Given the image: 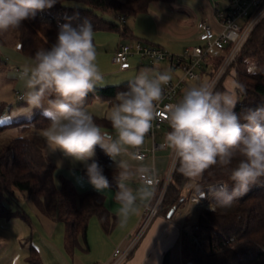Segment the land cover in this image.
<instances>
[{"label": "clouds", "instance_id": "obj_1", "mask_svg": "<svg viewBox=\"0 0 264 264\" xmlns=\"http://www.w3.org/2000/svg\"><path fill=\"white\" fill-rule=\"evenodd\" d=\"M56 3L57 0H0V34L19 30L23 21ZM97 56L91 22L85 20L76 27L61 24L56 42L50 49H38L20 74L25 89L22 98L28 105L29 117L38 109L48 121L42 136L51 151L59 150L83 165L96 191L109 188L102 166L94 159L97 146L117 161V215L125 223L137 211L138 201L152 198L155 170L141 165L133 171L128 160L118 157L138 158L135 150L144 144L160 116L159 104L164 99L165 86L172 80L171 69L160 72L144 68L130 79L127 91L116 94L107 113L111 124L108 132L84 106L89 93L95 92L103 80ZM249 71L255 75L261 70ZM240 95H246V87L238 81L225 91L202 83L186 89L179 101L168 105L170 131L162 147L172 154L176 170L197 182L207 170L218 167L231 181V187L218 183L209 185L206 191L196 183L200 198L215 201L210 205L212 211L216 206L230 208L251 185L264 180V104L237 114ZM133 177L139 178L141 187H129L127 181Z\"/></svg>", "mask_w": 264, "mask_h": 264}, {"label": "trees", "instance_id": "obj_2", "mask_svg": "<svg viewBox=\"0 0 264 264\" xmlns=\"http://www.w3.org/2000/svg\"><path fill=\"white\" fill-rule=\"evenodd\" d=\"M69 1L77 4H70ZM157 1L172 3L174 0H57L52 8L37 12L34 18L23 21L21 28L12 32L21 45L20 50L29 57H33L38 49H50L57 40L59 26L64 23L76 27L88 20L94 32L115 30L122 38L133 40L137 36L127 22H114L105 13H114L116 16L137 15L147 12L149 5ZM3 42L0 34V44ZM231 47L228 44L218 54L211 55L200 67L201 74L208 75L213 82ZM251 63L257 65V70H261L258 74L253 75L248 70ZM2 64L0 57V66ZM229 76L246 87V95L239 96L235 108L237 114L264 104V17L214 88L219 91L229 89L226 82ZM127 89L128 82L97 86L95 92L87 96L84 106L97 97L107 99L112 104L116 94ZM95 120L97 124L111 126L107 119L95 117ZM21 123L23 127L33 126L38 129L48 125L41 113H37L31 119L1 124L0 130ZM96 151L109 187L117 191V170L108 166L110 157L102 149L97 146ZM190 181L175 166L159 215L167 214L169 208L183 205V189ZM219 182L231 187L228 176L218 167H213L196 183L205 187ZM18 192L34 203L43 214L65 224L70 239L69 248L72 250L80 246V236L87 242L88 228L93 217L98 218L104 229L110 227L112 214L106 206L105 195L95 190L79 192L69 178H63L58 185L56 165L40 144L25 137H16L0 148V217H22L30 222V216L24 208L16 205L14 210L10 207L16 202ZM211 202L215 203L213 200ZM192 234L198 236L201 247L193 241ZM26 260L28 264H44L35 245L30 246ZM181 261H192L195 264H264V180L251 185L249 191L235 200L230 208L216 206L215 211L201 209L191 228L183 230L175 243L164 252L162 264H180Z\"/></svg>", "mask_w": 264, "mask_h": 264}, {"label": "rangeland", "instance_id": "obj_3", "mask_svg": "<svg viewBox=\"0 0 264 264\" xmlns=\"http://www.w3.org/2000/svg\"><path fill=\"white\" fill-rule=\"evenodd\" d=\"M214 1L219 2V8L222 10L229 5V0ZM69 3L77 4L75 1H69ZM209 5L210 4L208 3V0H174L172 3L152 2L149 5L148 14H137L138 16L128 15L127 24L135 31L136 29L140 30L145 21H143V23L139 21V26L137 25L136 27V20H139L142 15H148L147 17L154 19V23L157 24L159 30L162 28H170L172 29V33L179 34L180 32L186 31L190 27L194 26L198 20L204 18L205 12L209 9ZM105 16L114 22L117 19V16L114 13H105ZM141 32L145 33L144 31ZM156 32L160 34L162 31L157 30ZM1 35L4 42L0 44V57L3 62V64L0 66V125L4 123L21 121L23 119H31L37 113H41L40 110L34 109L31 116L29 117L26 111L28 108L26 101L18 100L16 96L17 91L25 93L23 82L19 79V76L22 73V70H24L25 67H28L30 64V61H27L26 58L31 57L25 55L20 50V44L18 43V40L12 31L3 33ZM153 36L156 37L161 35ZM162 40L166 41L167 39L163 37ZM120 42L132 41L122 38L121 34L115 30H98L94 32V44L98 52L97 64L103 75V80L97 85L99 87L127 83L130 79L134 78V76L138 74L141 69L144 68H150L156 71V67H154L155 64L148 61V59L140 58V56L137 54L132 55L130 58L133 66L128 70H121L119 65L113 61L114 52ZM184 51L182 53H184ZM140 61H142V63H140ZM157 63L165 66L162 67L164 68V71L171 69L173 80H176L178 76H182L184 74V71L181 68L172 69L168 60H165L164 62L159 61ZM257 68V65L254 63H251L248 66V70L252 69L253 71H256ZM195 72L197 73L196 78L185 79L182 91L175 99L176 102L181 99L184 91L190 87L197 86L202 83L213 85L214 81L211 82L212 80L208 75L201 74V68L197 67ZM231 75H233V73ZM233 81H235L234 77L229 76L228 80L226 81L229 89L232 87ZM110 107L111 105L109 104V101L100 97L95 98V100L89 102L88 105L85 106L89 112H93H91L92 114H96L94 110L97 109L100 112L99 116L102 119H107V113L109 112ZM21 124L0 130V148L8 144L16 137L33 139L44 148L51 161L56 165L57 176L59 178H68L70 176L72 177V179H70L73 181L78 191L85 190L87 188L86 184L90 183L88 182L87 176L85 175L83 165L74 163L70 158L65 157L59 150L52 152L46 140L42 136L43 129H38L33 126L23 127L24 124ZM98 125L101 126L102 130L111 132V126L101 124ZM195 185L196 182L190 181L184 187L183 194L185 201L183 205L179 207L177 214L172 218L179 224L184 225V230H189L191 225L196 222L201 209H210V205L213 204L211 202V198L199 199V197H196L199 193L197 190H195V192H197L195 195L196 198L193 197L191 202L190 196L194 193V188L196 187ZM201 189H203V187H201ZM19 193L20 192L17 194ZM24 206L28 208L26 204H24ZM115 214L117 215V213ZM136 214L137 213L135 212V214L131 215L125 223H121L120 217L117 215V226L110 234L103 229L98 218L93 217L88 228V244H83L84 250L82 251V256L80 255L81 257L77 264H104L102 258L107 256L112 247L114 250L117 247L123 249L121 245L117 246L115 243L119 237L122 236L124 232H126L130 225L131 219L134 216H137ZM18 221L20 220H16V222L12 221V223H14L16 227L20 228L22 227V224ZM35 223H37V221H35ZM53 226L56 228L55 240L62 244L64 249H66V246L69 248L70 239L66 234L65 224L63 222H54ZM43 231L44 230L41 231V234ZM87 245L89 250L87 249ZM23 246H26V244ZM191 262L192 261H181L180 264H190Z\"/></svg>", "mask_w": 264, "mask_h": 264}, {"label": "crops", "instance_id": "obj_4", "mask_svg": "<svg viewBox=\"0 0 264 264\" xmlns=\"http://www.w3.org/2000/svg\"><path fill=\"white\" fill-rule=\"evenodd\" d=\"M208 3L210 4L209 9L208 11L205 12V17L202 18L201 20H206L211 24V26L216 31H219L221 27L220 24L215 19V15H214L215 8L219 7V2L214 0L212 1L208 0ZM148 12L149 9L147 12H143L139 14H148ZM147 16L148 15H142L139 20L138 19L136 20L135 22L136 27L137 25L139 26L138 24L139 21L141 23L145 21V23L144 25L141 26L140 30L138 29H136V31L133 30L135 35L137 36L136 37L137 39H133L131 41L139 40L142 41L143 43H147V44L150 43L152 45H157L162 47L166 52L175 55H177V53H182L185 49L192 47L193 45L204 43V41L200 39V35H199L200 32L197 27V23L200 20H198L197 23L194 26L190 27L188 30L182 31L179 34H175L171 32L172 29L170 28H169L170 30L166 28H162L159 30L157 24L154 23V19ZM127 22H128V17H127ZM156 26L158 31H162L160 34L156 32L157 31ZM141 31H144L145 33ZM153 35H161V36L155 37ZM163 37L167 40L166 41L162 40ZM26 59L27 61H30V58H26ZM164 61L165 60H160V62H164ZM140 63H142V61H140ZM156 63H154L155 64L154 67H156V71L164 72V68L162 67L165 66H162L160 63L157 64ZM132 66L133 64L131 63V66L128 69H130ZM17 69L19 70L18 67ZM128 69H124V70H128ZM107 86H111V85H107ZM94 111L96 113L93 114L94 119L95 117L100 118L99 116L100 112L97 109ZM168 130H169V126L168 123H166L160 129L157 130L154 139L149 134L146 136L145 142L140 148L147 152V156L145 158L131 159L130 156H122V157H118V159L128 160L133 171H135V169L141 165H149L155 170V173H157L159 176H161L162 178H167L168 175H171L175 169L172 154L170 153L169 150L162 147L163 138L165 134L168 132ZM155 145L157 146L155 147ZM94 159H96L97 161L99 160V154L97 153V151ZM110 162L112 164H108V166L117 170V161H113L110 158ZM68 178L72 179V177L70 176ZM62 179L63 178H59L57 176V170H56V180L58 185L61 184ZM127 183L129 187L133 189H137L141 187L142 182L139 180L138 177H133L131 180L127 181ZM86 186L87 188L85 190H95L91 186V184H86ZM195 190H197L196 187L194 188V193L190 196L191 202H192V198L197 193L195 192ZM100 193L105 195L106 206L112 214V219L109 229L103 228L104 230H106V232L110 234L111 232L114 231L118 223V216L115 214L117 213L119 208V204L114 198L116 191L113 188L109 187L108 189ZM17 195L18 196H16V200H15L16 202L10 205V207H12L14 210L16 209V205L21 208H24L26 212L28 211L27 213L29 214L31 221L28 222V220L22 217H14L12 219H6L0 217V264H28L26 258L30 253L31 245H35L37 247L40 257L42 258L44 264H77L80 257L82 256L81 255L82 251L84 250L83 244L84 243L88 244V241L85 242L83 237L80 236V246H78L74 250L69 249L67 246L66 249H64L63 245L55 240L56 228L53 226V224L56 221L52 220L47 215L43 214L38 209V207L31 201L27 200L22 193H19ZM150 200L138 201L137 211H136L137 216H134L131 219L130 225L127 228L126 232H124L123 235L119 237L115 245L117 246L121 245L123 249H126L128 247L130 241L132 240L135 232L137 231L140 225L144 211V206ZM24 204H26L28 208H26ZM173 208H174L173 214L171 215V217H168L169 211ZM173 208H169L167 214H160L153 220V222L151 223L150 227L147 229L144 236L141 238V240L138 242L136 247L133 249L129 258L123 264H162L164 252L175 243L177 238L180 236L181 232L184 230V225H181L176 220L172 219L177 214V211L179 209L176 207ZM15 219L20 220L18 222L22 224L21 225L22 227L18 228L14 225V223H12V221L16 222ZM35 221H37V223H35ZM42 230L44 231L41 234ZM23 243L26 244V246H23L24 245ZM114 251L115 250L112 247L109 253L107 254V256L102 258L104 264H107L112 260Z\"/></svg>", "mask_w": 264, "mask_h": 264}, {"label": "built area", "instance_id": "obj_5", "mask_svg": "<svg viewBox=\"0 0 264 264\" xmlns=\"http://www.w3.org/2000/svg\"><path fill=\"white\" fill-rule=\"evenodd\" d=\"M264 0H229V5L225 9L215 8L214 15L220 24V30L216 31L209 22L200 20L197 27L200 32V39L204 41L202 44L193 45L187 48L182 54H170L162 47L152 44H146L142 41L135 40L132 42H121L113 56V61L119 65L120 69H128L131 66L130 58L137 54L142 59H148L151 63L160 60H168L173 69L181 68L184 71L182 76H178L176 80H171L165 86L164 99L159 104L160 116L153 122V128L149 135L155 138L156 131L167 122L168 105L176 102V97L182 90L186 78H196L195 69L200 68L203 63L208 61L211 55L218 54L224 47L231 44L230 52L222 65L213 85L215 86L218 79L225 72L227 67L235 59L247 39L250 37L253 29L264 17ZM127 14L117 15L116 21L119 23L127 22ZM17 99L24 100L23 92L17 91ZM157 145H155L156 147ZM135 155L139 159L147 156V152L143 149L136 150ZM108 164H112L110 161ZM174 172V171H173ZM172 175L162 178L157 173L154 176V195L152 199L144 206V211L140 225L135 232L130 244L126 249L117 247L113 253L112 260L107 264H123L132 253L138 242L146 233L153 220L159 215V208L163 201L167 187L172 179ZM209 185L203 187L207 189ZM196 197L200 198L198 193ZM194 196V198H196ZM201 199V198H200ZM205 199V198H202ZM200 201V200H199ZM198 201V202H199ZM193 241L201 247V241L197 235L192 234ZM192 264H195L192 262Z\"/></svg>", "mask_w": 264, "mask_h": 264}, {"label": "water", "instance_id": "obj_6", "mask_svg": "<svg viewBox=\"0 0 264 264\" xmlns=\"http://www.w3.org/2000/svg\"><path fill=\"white\" fill-rule=\"evenodd\" d=\"M19 47H21V45H19ZM220 183H223V182H220ZM173 212H174V208L169 211L168 217H171V215L173 214ZM190 264H192V262Z\"/></svg>", "mask_w": 264, "mask_h": 264}]
</instances>
